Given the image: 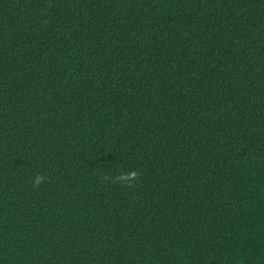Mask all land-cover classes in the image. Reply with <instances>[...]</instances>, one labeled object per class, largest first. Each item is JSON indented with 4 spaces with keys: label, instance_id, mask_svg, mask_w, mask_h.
Segmentation results:
<instances>
[{
    "label": "trees",
    "instance_id": "1",
    "mask_svg": "<svg viewBox=\"0 0 264 264\" xmlns=\"http://www.w3.org/2000/svg\"><path fill=\"white\" fill-rule=\"evenodd\" d=\"M0 264H264V0H0Z\"/></svg>",
    "mask_w": 264,
    "mask_h": 264
},
{
    "label": "clouds",
    "instance_id": "2",
    "mask_svg": "<svg viewBox=\"0 0 264 264\" xmlns=\"http://www.w3.org/2000/svg\"><path fill=\"white\" fill-rule=\"evenodd\" d=\"M129 176H132V174H129ZM132 178H134V176H132ZM123 179V177H122ZM45 180V177H42V176H36L35 177V186H39L43 181Z\"/></svg>",
    "mask_w": 264,
    "mask_h": 264
}]
</instances>
